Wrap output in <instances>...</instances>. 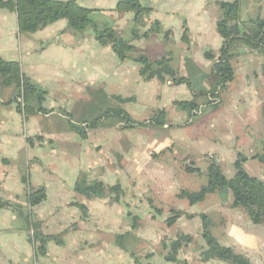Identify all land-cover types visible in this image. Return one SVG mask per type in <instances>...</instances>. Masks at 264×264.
<instances>
[{
	"label": "crops",
	"instance_id": "obj_1",
	"mask_svg": "<svg viewBox=\"0 0 264 264\" xmlns=\"http://www.w3.org/2000/svg\"><path fill=\"white\" fill-rule=\"evenodd\" d=\"M119 1L77 3L92 10L91 19L101 29L109 25L120 37L132 41L135 50L125 61H120L110 47L102 46L93 30L75 31L67 20H60L35 33H20L16 12L0 9V57L19 63L24 76L47 92L42 105L47 112L27 120L13 101L17 91L11 99H6L11 94L0 97V198L13 205L0 208V264H229L202 261L206 249L203 215L210 219L211 234L221 246L245 256L251 264H264V224L255 225L242 208L235 207L231 192L208 195L193 206L177 197L181 190L193 192L204 186L201 175L209 167H197L199 174L187 173L188 149L167 131L187 119L182 112H188L178 103L192 101L193 95L184 85H172L170 77L144 80L134 60L142 55L152 61L168 57L170 68L184 76L189 57L209 76L203 90L212 91L218 77L212 74L214 61L207 60L205 54L211 53L216 60L220 57L223 42L216 26L223 0H140L153 11L139 26L134 12L117 10ZM241 9L242 21L264 20V0H242ZM155 22L161 26L159 34L133 40L134 28L143 34ZM186 32L189 45L183 41ZM232 67L235 80L220 91L218 103L202 106L208 108V143L199 157L214 156L230 179L236 174L235 162L241 153L248 159L245 170L264 181L255 171L264 163L254 158L264 155V48L241 45ZM117 97L132 101L120 105ZM116 107L124 109L136 123L165 111L167 123L127 129L109 115L97 128L83 123L85 137L70 127V120L91 124L101 117L99 113L90 118L91 114ZM188 116L187 120L192 114ZM57 119L66 122L59 127ZM130 133L136 134V140L129 139ZM144 135H151L149 141ZM119 153L127 164L112 160ZM14 162L22 164L23 172L12 166ZM31 168L34 174H30L29 186L44 188L47 196L33 208L24 183ZM181 177L194 181V185L185 186ZM101 185H120L125 192L121 202L113 203L108 197L87 199L77 193L79 188L93 192ZM74 203L87 207L86 219ZM151 205L161 213H155ZM172 210L181 217L168 229L180 231L177 237L192 236L194 241L186 248L194 250L195 231L200 236L201 251H193L192 257L182 260L183 248L176 256L178 262H168L169 244L164 242L168 250L164 255H154V251L139 254L135 244L145 242L146 223L152 227L166 223ZM181 222L183 229L178 226ZM33 231L58 236L62 243H49L46 256L37 257L31 241ZM160 232L161 228H155L152 235L161 237ZM128 233L124 248L118 246L116 237ZM129 241L135 244L128 245Z\"/></svg>",
	"mask_w": 264,
	"mask_h": 264
},
{
	"label": "trees",
	"instance_id": "obj_2",
	"mask_svg": "<svg viewBox=\"0 0 264 264\" xmlns=\"http://www.w3.org/2000/svg\"><path fill=\"white\" fill-rule=\"evenodd\" d=\"M241 1L223 0L219 3L221 14L216 27L223 42L220 57L216 60L215 56L211 53L207 52L205 54L207 60L214 61L212 74L218 77V83L212 91L206 92L203 90V85L209 76L198 69L189 57L185 60L186 75L184 76L179 75L170 68L171 59L168 57L152 61L147 56L142 55L134 59L140 65V75L144 80L151 81L157 79L164 81L165 77H170L172 85H184L191 91L193 95L192 101L178 103V106L184 108L189 115L193 111L199 110L198 98H203L204 96L207 98L209 96L218 98L220 91L234 82L235 71L232 67V61L238 56L241 45L248 46L251 49L264 48V20L252 19L242 21ZM0 9L16 12L20 33H35L60 20H67L70 27L75 31L82 32L91 28L95 33L96 40L102 46L110 47L120 61L130 59L129 54L135 50L132 41L120 37L111 26L107 25L101 29L91 19L92 10L80 6L77 0L66 2L57 0H0ZM117 10L120 12H134L136 15L135 23L138 26L142 25V19L153 11L150 6L142 5L140 0H120ZM160 32L161 26L158 22H155L150 30L143 34L139 33L138 28H134L132 31L133 40L146 39L150 34H159ZM183 41L189 45L187 32L183 36ZM0 84L2 87L14 86L17 89V95L13 101L16 102L18 110L23 114L25 120L36 113L47 112L42 106L46 100L47 92L24 76L19 63L8 62L0 57ZM20 97L23 98V106L18 103ZM116 100L120 105L132 101L120 97H117ZM208 104L213 105V103ZM100 115L101 117L91 122V124L89 122H79L76 124L70 120V127L73 132L85 137L86 133L82 127L83 123H87L90 128H97L100 125L99 121L109 115L117 118L119 122L126 124L125 127L127 129L134 128L136 125L140 127L154 124L163 126L167 123L165 111H160L150 120L139 123L134 122L121 107L112 108L102 114L100 112ZM254 158L264 163V155L255 156ZM247 160L246 157L238 155L235 162L236 174L230 179L224 175L217 163L210 164L206 172L207 183L198 191L181 190L177 197L188 201L193 206L202 202L208 195L220 191H229L234 197L235 207L242 208L255 225L264 224V181L251 176L245 170L244 164ZM186 172L192 174L201 173L200 169L194 166H187ZM28 182V177L25 176L24 183L28 187V204L33 208L43 203L47 196L44 188L32 189ZM77 193L85 196L87 199H103L108 197L113 203H120L121 198L125 195L120 185L110 188L101 185L93 192L79 188ZM73 205L80 208L83 220L88 217V209L85 205H81L80 203H74ZM10 207H13L10 202L0 198V208ZM151 207L155 213H161L153 205ZM171 212L173 215L166 220L168 228L172 227L179 217H181L180 212L175 210ZM201 219L203 222L202 236L206 243V249L201 254L203 262L220 260L229 264H251L245 256L235 253L230 248L221 246L211 234L210 219L206 215L201 216ZM129 236V233L117 236V245L124 248L125 239ZM31 241L37 257L46 256L49 243H62V240L58 236L43 235L36 231H33ZM193 241L192 236H178L170 245L171 253L166 257V261L178 262L176 256L183 248L189 247Z\"/></svg>",
	"mask_w": 264,
	"mask_h": 264
},
{
	"label": "rangeland",
	"instance_id": "obj_3",
	"mask_svg": "<svg viewBox=\"0 0 264 264\" xmlns=\"http://www.w3.org/2000/svg\"><path fill=\"white\" fill-rule=\"evenodd\" d=\"M86 30L92 32L91 28H88ZM147 46H150L149 42H148ZM167 46L169 47V45H167ZM16 91H17V89L14 86L1 88L0 89V97H6V95H8V94L10 95L11 94L9 97L6 98V99H11V97L13 96V94L16 93ZM207 100H208V98L206 96H204L203 98H198L197 99V101H198L197 103L199 105V110L197 109L198 111L197 110L193 111L192 117L189 120H187L189 118L188 114L183 111L182 113H184V116H186L187 119L186 120L184 119L183 121H181L180 122L181 125H179V126H171L167 130L169 136L172 139H176L178 142H182V144H184V146L187 147V149H188V161L185 164H188L189 166H194L193 164H190V163H195L196 166H194V167H199L201 169L206 168L207 165H210L212 163H217L218 164V161H217V159H215L214 156H209L208 155L207 157H199V155H202L203 152L206 150L205 146L208 143V138L206 136V134H207L206 118H207L208 108H203L202 107V106H205V104L208 102ZM217 100H219V97L217 98ZM217 103H215V104H217ZM215 104H213V105H215ZM125 109H126V106H125ZM127 109L129 111H131V108H129V107H127ZM99 113L100 112H98L97 115L96 114H91L90 118L97 117ZM70 118H71V116H70ZM73 118H74V116H72L71 119H73ZM75 119H76V116H75ZM65 122L66 121H61L60 119L56 120V124L59 127L61 125L65 124ZM109 122H110V120H109ZM59 124H61V125H59ZM168 125H169V122H168ZM125 126H126V124H123L121 127L125 128ZM135 135H133V133H130L129 139L132 140V141L134 139L136 140L137 137H134ZM144 136H146V140L149 141L151 135H144ZM124 148H126V147H124ZM176 148H179V144L176 145ZM207 152H209V151H207ZM125 153L129 154V155H126V156H130L129 152H125ZM239 154L244 156L241 153H239ZM107 157H109V156H107ZM123 157L121 156V153L114 154V156L112 157V160L115 163H117V164H123L124 162L127 164L128 161H126ZM244 157H246V156H244ZM13 165H16V167L18 168V171L23 172L22 164L20 162H14L12 164V166ZM260 166H262V167L256 168V170H255L256 173H257L256 176L264 180V178L262 176L264 172L261 171L264 165L261 164ZM249 167L250 166L248 164L247 168H249ZM33 172L34 171H33L32 168L27 171L26 176L28 177V179L30 178V174H34ZM206 172H204L201 175L203 183H207ZM191 178H193V177H191ZM196 178H200V176H197ZM185 179L186 178L181 177V180H183L184 182H186ZM187 184L192 186V185H194V181L190 180V181L184 183V185L188 187L189 185H187ZM200 187H201V184L198 185L197 189H199ZM135 213H136V211H135ZM162 218H164V217H162ZM178 226H179L180 229H183L184 222L179 223ZM155 228L156 229H160L161 228L162 232L159 233V235L161 237L157 238V234L156 235H154V234L152 235V232L155 230ZM193 232H194L195 235H197V241H195L196 248H195V250L194 249H190V248L184 249L183 252L181 253L182 260H185V258L192 257L193 251L195 253L201 251L200 250L201 247L199 246L200 243H201L200 239H199L200 236H198L199 234L195 233V231H193ZM145 233L146 234H145V242L144 243H141V245L134 243L135 246L137 245V247H138L139 254H142V255L146 256V255L152 254L153 253L152 251H154L155 252L154 255H156V254L164 255L165 253H167L168 250H169V253H171V250H170L171 246L170 245L173 242V240L176 239L177 235L180 234V231H175V230H172V229L170 230V229H168L166 223L159 222L155 227L150 226V223H146ZM157 240H159V242H160V243H158V245L156 244ZM164 242H167V244H169L168 245L169 246L168 250L165 249V246H163ZM134 244L131 241H129V243H128V245H134ZM167 244H166V248H167Z\"/></svg>",
	"mask_w": 264,
	"mask_h": 264
},
{
	"label": "built area",
	"instance_id": "obj_4",
	"mask_svg": "<svg viewBox=\"0 0 264 264\" xmlns=\"http://www.w3.org/2000/svg\"><path fill=\"white\" fill-rule=\"evenodd\" d=\"M207 101H208V103H213V104H215V103L218 102L217 98H213L211 96L208 97V100ZM18 103H20L22 106L24 105V102H23V98L22 97H20L18 99Z\"/></svg>",
	"mask_w": 264,
	"mask_h": 264
}]
</instances>
